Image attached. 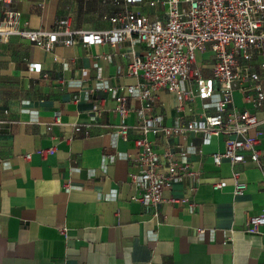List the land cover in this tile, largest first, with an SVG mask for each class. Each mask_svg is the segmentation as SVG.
I'll use <instances>...</instances> for the list:
<instances>
[{"label":"crops","instance_id":"1","mask_svg":"<svg viewBox=\"0 0 264 264\" xmlns=\"http://www.w3.org/2000/svg\"><path fill=\"white\" fill-rule=\"evenodd\" d=\"M116 1L0 0V24L7 10L19 11L28 29L69 18L72 28L106 31L107 17L124 7L165 19L162 0ZM146 49L130 38L49 50L15 35L0 40V264H264V224L245 230L247 217L264 210V100L255 88L264 89V78L256 59L240 56L252 76L233 84L225 113L256 115L247 136L258 139V161L244 149L243 161L214 166L212 154L232 136L204 142L187 129L217 110L192 81L180 84L191 92L183 101L166 88L129 98L128 133H119L120 88L142 82L129 64ZM210 59L206 51L196 63L207 77ZM143 137L157 152L156 171L176 177L163 191L173 203L138 199L130 177L143 170L134 146ZM234 171L246 183L241 195L233 194Z\"/></svg>","mask_w":264,"mask_h":264},{"label":"built area","instance_id":"2","mask_svg":"<svg viewBox=\"0 0 264 264\" xmlns=\"http://www.w3.org/2000/svg\"><path fill=\"white\" fill-rule=\"evenodd\" d=\"M141 0H117L116 3L131 4ZM166 8L164 20H149L138 12L124 7L108 20L113 27L106 31H89L72 28L69 18L58 21L53 29H28L20 27V13L7 10L0 24V40L9 36H19L44 49L54 44L71 45L77 41L86 45L108 42L115 44L130 38L146 45L143 57H135L129 64V72L142 82L121 87L123 93L116 107L121 122L118 131L122 136L128 133L126 124L129 98L147 99L151 92L166 88L176 93L183 101L191 92L181 88L180 84L192 81L201 98H209L216 104L217 110L203 118L192 120L187 129L202 132L203 141L211 136L228 134L224 148L212 154V163L218 166L223 158L232 163L243 161L242 150L251 151L250 159L258 161L255 145L257 137L247 136V131L257 125V117L248 109L225 110L232 103L233 84L252 76L249 63L240 62V56L255 58L264 78V0H162ZM211 53L210 76L203 75L201 66L196 65L198 55ZM34 65H30L32 69ZM217 82V86L214 84ZM257 99L264 100V89L256 84ZM150 125V121H148ZM178 132V129H174ZM137 150L135 159L143 170L131 175L130 179L140 189L138 199L153 205L164 201L173 203L175 198L165 199L163 191L171 187L176 179L174 175H161L156 171L157 152L146 138L134 140ZM52 148L40 152L50 153ZM186 152L183 151L182 155ZM30 153L25 154L29 158ZM233 194L241 195L246 183L233 172ZM220 187L215 183L213 188ZM264 224L262 213L249 215L245 230L256 232Z\"/></svg>","mask_w":264,"mask_h":264}]
</instances>
